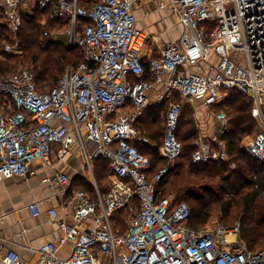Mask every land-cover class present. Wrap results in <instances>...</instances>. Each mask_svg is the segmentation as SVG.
Returning <instances> with one entry per match:
<instances>
[{
    "label": "built area",
    "instance_id": "built-area-1",
    "mask_svg": "<svg viewBox=\"0 0 264 264\" xmlns=\"http://www.w3.org/2000/svg\"><path fill=\"white\" fill-rule=\"evenodd\" d=\"M139 1L0 0L2 22L12 33L21 29L25 13L43 10L48 13L43 38L66 36L67 44L84 55L48 90L38 88L29 69L0 75V176L29 179L36 163L52 168L77 152L96 187L93 198L84 190L71 191L72 178L64 172L47 179L56 194L71 191L66 201L71 211L63 217L56 207L48 210L62 234L40 246L37 264H264V247L250 249L241 238V222L190 227V205L176 201L174 194L157 193L156 183L167 167L150 179L151 160L134 141L149 142L137 135L136 122L157 85L170 103L159 147L170 162L183 152L177 133L184 105L200 101L215 107L238 90L252 100L260 125L246 151L264 163V0H169L183 33L147 65L141 52L151 34L137 25ZM4 50L23 54L19 40ZM211 54L216 62L208 60ZM215 116L217 133L228 132L227 111ZM212 142L198 136L194 163L229 161L226 142L217 138V147ZM100 157L108 159L112 170L105 194L93 173ZM235 168L233 163L229 170ZM134 202L137 211L121 232L115 215L132 209ZM27 207L33 216L41 214L38 202ZM66 243L73 246L62 259L57 251ZM2 257L7 264H22L15 250Z\"/></svg>",
    "mask_w": 264,
    "mask_h": 264
},
{
    "label": "trees",
    "instance_id": "trees-1",
    "mask_svg": "<svg viewBox=\"0 0 264 264\" xmlns=\"http://www.w3.org/2000/svg\"><path fill=\"white\" fill-rule=\"evenodd\" d=\"M45 17H48V13L39 9L25 13L21 29L14 34L2 22L4 13L0 11V75L17 71L15 69L21 65L29 66L35 73L38 88L48 90L57 84L67 64L76 67L84 61V55L79 48L68 45L62 39L43 38L42 20ZM15 40L20 41L23 50L21 56L4 50L5 44L14 43ZM3 101L4 99L0 98V105ZM213 108L216 112L225 109L231 117L230 130L219 136V140H224L227 144L230 156L228 162L192 161L196 146L190 139L197 138L199 133L192 118L184 120V117H181L177 136L183 141L184 149L175 164L171 165L172 162L160 155V144L139 149L151 160L150 179L161 168L167 167L165 175L156 183L157 193L166 196L176 192V201H186L190 205V227L200 228L199 223H205L212 208L219 204L227 209L228 220L240 219L241 238L254 250L264 241V163L252 157L246 151V143L243 144V135H250L256 129L252 115L253 102L246 94L233 90L225 103ZM155 119L159 120V116ZM183 125L185 131L180 133ZM154 140L159 142L156 137ZM212 144L217 147V140ZM233 163L236 168L229 173ZM93 168L97 172L95 173L101 193H107L111 183L105 178L108 173H112L108 159L97 158L93 162ZM219 174L223 178L218 181L215 176ZM209 180L210 184H202ZM90 192L94 195L93 187ZM229 194L232 196L227 197ZM233 208L234 212L231 214ZM127 217V210H121L115 215L116 227L121 232L127 229Z\"/></svg>",
    "mask_w": 264,
    "mask_h": 264
},
{
    "label": "crops",
    "instance_id": "crops-1",
    "mask_svg": "<svg viewBox=\"0 0 264 264\" xmlns=\"http://www.w3.org/2000/svg\"><path fill=\"white\" fill-rule=\"evenodd\" d=\"M135 15L138 27L152 35L151 46L156 45L151 49V46L147 47V42L142 49L141 57L147 65L153 58L161 55L169 41L181 36L183 26L174 14L169 0H140L136 4ZM191 70L199 71V67H193ZM162 88L157 85L150 91V105L136 122L137 135L149 139L148 143L141 141L140 138L134 139L141 149L157 145L154 139L157 135V123L161 119L155 118L158 116L160 118L163 113V109L159 106L165 100L169 102L162 98ZM210 109L211 107L205 105L203 112L197 109L194 115L198 119V136L214 141L220 136L217 133L220 122L214 114L209 113ZM34 170L35 175L29 179L12 175L0 176V238L2 239L0 264H7L2 256L9 250H15L20 254L22 264H37L40 246L49 241H57L62 234L57 226V220L51 217L48 210L56 207L61 216H66L71 211L66 201L73 190H84L91 194L90 190L93 187L94 195L91 196L96 197L92 176L84 166L82 155L77 152H73L64 161L57 162L52 168L36 163ZM56 172H64L72 178L71 191L66 195L56 194L49 188L47 179ZM34 201L39 203L41 210L39 216H33L27 207ZM72 246V243L60 245L58 256L62 259L66 258Z\"/></svg>",
    "mask_w": 264,
    "mask_h": 264
},
{
    "label": "rangeland",
    "instance_id": "rangeland-1",
    "mask_svg": "<svg viewBox=\"0 0 264 264\" xmlns=\"http://www.w3.org/2000/svg\"><path fill=\"white\" fill-rule=\"evenodd\" d=\"M152 35H151V37H150V39L148 40V43H147V47L148 46H151V44L153 43V41H152ZM61 39L62 40H64L65 42L67 41V37L66 36H61ZM67 43V42H66ZM155 46L156 45H152L150 48L151 49H153V48H155ZM73 47V46H72ZM149 50V49H148ZM22 55V54H21ZM20 55V56H21ZM209 61H211V62H216L217 61V58H216V56L215 55H213V54H211L210 55V57H209V59H208ZM241 60H243V59H239V61H241ZM69 67H72V65L71 64H67L65 67H64V71L67 69V68H69ZM21 69H29V70H32V68L31 67H29V66H19V67H17L15 70H21ZM33 71V70H32ZM15 72V71H14ZM34 72V71H33ZM9 73V72H8ZM176 98L178 99V100H181V97L178 95V94H176ZM159 107H161L163 110H162V114L160 115V118L159 119H161V120H159L158 121V123H157V131H156V138H158L159 139V142L158 141H156L157 142V144H160L161 145V142L163 141V137H164V130H165V120H166V116H167V112H168V109H169V102H167L166 100H165V102H163V104L161 105V106H159ZM205 107V105L202 103V102H197V103H195V104H186V105H184V108H183V112H182V118L184 117V120L185 119H188V118H192L193 119V124L195 125V126H197V124H198V119L196 118V116L194 115L195 113H196V110L197 109H200V112H203V108ZM212 113V114H216L217 112L214 110V108L213 107H211V109H210V111H209V113ZM214 112V113H213ZM253 115V114H252ZM162 116H163V118H162ZM228 116L230 117V114H228ZM231 118V117H230ZM254 118V117H253ZM254 120H255V122H256V129L253 131V133L252 134H250V135H243V144L244 143H247L249 140H251L259 131H260V125H259V123H258V121L254 118ZM161 122H163V123H161ZM185 131V126L183 125V127H182V129H181V132L180 133H183ZM198 138V137H197ZM197 138H195V137H193V139H190V142H192L193 144H194V142L197 140ZM180 142H181V144H182V147H183V149H184V143H183V141L182 140H180ZM176 162H178V160L177 161H175V162H172V164L171 165H173V164H175ZM96 171L94 170V168H93V173H94V176H95V179L97 180V172L95 173ZM229 173L231 172L230 170L228 171ZM215 172H213V174H214ZM215 174H217V173H215ZM215 178H216V180H221V178H223V176L221 175V174H219V175H216L215 176ZM105 180H107L109 183H111V177H110V173H108V175L106 176V178H105ZM98 181V180H97ZM206 182H208V183H206ZM210 182H211V180H209V181H205L204 183H202V184H210ZM201 193V192H200ZM172 194H174V195H176V192H173ZM202 194V193H201ZM232 195L231 194H229V195H227V197H231ZM189 202V201H188ZM191 204V203H190ZM134 205L135 206H133V208L132 209H128L127 210V215H128V217H127V219H126V222L127 221H129V220H131L132 218H133V215H134V213L137 211V202H134ZM226 210L227 209H225V208H222L219 204H217L215 207H213L212 208V210H211V212H210V215H209V218H208V220L205 222V223H203V224H201V223H199V227L200 228H198V229H201V228H203V227H207V226H214V225H217V224H222V225H224V226H226V227H231V226H233V225H235L237 222H241L240 221V219L238 218V219H234V220H228L227 218H226ZM234 212V208L233 209H231V214ZM264 247V241H263V243L261 244V245H257V247L254 249V250H256V249H260V248H263Z\"/></svg>",
    "mask_w": 264,
    "mask_h": 264
}]
</instances>
